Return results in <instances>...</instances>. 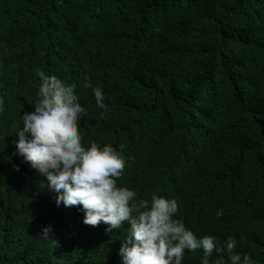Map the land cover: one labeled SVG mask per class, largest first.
I'll return each mask as SVG.
<instances>
[{"label": "trees", "instance_id": "1", "mask_svg": "<svg viewBox=\"0 0 264 264\" xmlns=\"http://www.w3.org/2000/svg\"><path fill=\"white\" fill-rule=\"evenodd\" d=\"M39 71L76 84L83 145L126 158L117 187L177 199L197 237L264 264V0H0V264H122L128 223L84 224L16 155Z\"/></svg>", "mask_w": 264, "mask_h": 264}, {"label": "clouds", "instance_id": "2", "mask_svg": "<svg viewBox=\"0 0 264 264\" xmlns=\"http://www.w3.org/2000/svg\"><path fill=\"white\" fill-rule=\"evenodd\" d=\"M36 75L41 80L38 98L34 110L20 117L16 155L46 177L47 187L56 193L57 206H81L84 224L104 223L109 232L128 223L129 234L118 250L122 264H183L185 251L197 249L203 250L201 264H257L251 254L235 251L233 237L223 247L214 235L197 237L175 218L177 199L153 194L150 201L137 200L135 190L117 187L126 158L111 144L91 141L90 147L83 145L78 121L86 109L79 102L76 84L42 71ZM83 87H91L87 79ZM93 94L103 109V91L96 87ZM4 104L0 96V113ZM50 233L51 226H45L41 237ZM214 251L227 258L210 261Z\"/></svg>", "mask_w": 264, "mask_h": 264}]
</instances>
